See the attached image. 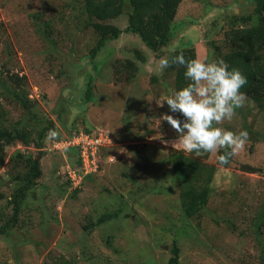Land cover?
I'll list each match as a JSON object with an SVG mask.
<instances>
[{"label":"rangeland","instance_id":"rangeland-1","mask_svg":"<svg viewBox=\"0 0 264 264\" xmlns=\"http://www.w3.org/2000/svg\"><path fill=\"white\" fill-rule=\"evenodd\" d=\"M253 9L252 0H185L175 20L182 27L166 48L155 53L137 35L124 33L93 58L98 35L83 2L0 0V77L20 86L36 106L27 112L4 102L10 117L0 132L1 226L14 215L8 206L12 178L24 172L12 157L44 153L43 175L18 223L7 236L0 233V264H264V226L260 234L254 230L264 209V111L247 97L232 120L215 125L247 130L248 141L226 167L218 159L226 147L197 153L216 172L206 210L188 218L170 153H192L173 145L178 133L160 120L169 107L155 101L176 91L175 73L159 68L161 56L190 40L198 59L215 60L208 38L222 43L221 23ZM107 23L125 29L128 16ZM51 121L66 134L101 127L110 141L104 168L78 189L64 173L70 154L80 150L43 151L32 142ZM20 127L30 145L18 140Z\"/></svg>","mask_w":264,"mask_h":264},{"label":"trees","instance_id":"trees-1","mask_svg":"<svg viewBox=\"0 0 264 264\" xmlns=\"http://www.w3.org/2000/svg\"><path fill=\"white\" fill-rule=\"evenodd\" d=\"M75 1L84 3V11L88 16L89 27L98 35V42L91 51V57L93 58L98 55L108 42L120 39L124 33L137 35L147 49L157 53L171 44L173 38L182 27L178 24L176 25L175 20L179 7L185 0ZM252 1L254 4L252 12L234 14L229 16L224 23H221V29H223V36L225 37L222 43L208 38L207 45L209 57L215 59L223 58L230 67L240 69L247 76L248 82L241 90L257 104L261 111H264V0ZM122 15L128 16V24L125 29L107 23L120 18ZM181 43L182 46L174 51V54L183 53L186 59L197 58L192 41L188 40L187 43H184L181 40ZM143 57L140 52H137V59L143 60ZM166 70L168 73H175L176 90L186 87L190 83L184 75L185 67L183 65L171 64ZM14 77L11 76L10 79ZM16 84L18 85L19 83L16 82ZM91 87V82H87L86 98L88 100L92 98ZM4 102L18 105L27 112L36 107L28 93L20 86L13 88L8 80L0 77V132L9 127L10 112L5 109ZM53 125L51 121L46 129L39 132L41 133L39 137L36 140H32L38 148H42L43 145L46 147V135L49 133L47 131L52 130ZM20 128H22V132H19L18 140L24 145H30V134H26V131H23L24 127ZM73 132L69 133L73 134ZM90 132L92 133V131ZM12 142L8 141L9 144ZM191 153V155H187L184 151L176 149H173L170 153L172 169L181 190V208L188 218H194L206 210L212 196L211 181L216 172L214 166L207 167L201 163L196 152ZM43 155L44 153L40 157L34 158L33 155H25L18 151L12 157V159L14 158L15 166L22 167L24 172H22L21 176L18 175V177L12 178L14 191L11 199L8 200V206L13 208L14 215L11 216V219L6 224L0 225L1 235L7 236L8 230L12 228L11 226L18 223L17 217L22 211L24 203L31 195V191L37 187L43 175L40 165ZM70 155L71 158H74L73 154ZM104 157L103 151L101 168L98 172L104 168L106 163ZM230 160H232V157ZM4 162L5 156L2 155L0 156V166ZM72 166L81 169L82 164L77 162V165H74L72 159ZM91 177L90 175L89 178ZM66 181L68 184L71 182V180L67 179ZM263 226L264 209L255 223L254 230L256 233L260 234ZM59 264H70V262L62 261Z\"/></svg>","mask_w":264,"mask_h":264},{"label":"clouds","instance_id":"clouds-1","mask_svg":"<svg viewBox=\"0 0 264 264\" xmlns=\"http://www.w3.org/2000/svg\"><path fill=\"white\" fill-rule=\"evenodd\" d=\"M171 64L183 65L184 75L190 81L186 87L163 98L155 99L158 107H164L165 102L169 107V112L162 114L160 120L167 121L178 133L177 138L172 142L173 145L178 144L186 152L196 153H211L218 147H226L228 151L218 157L220 165L226 166L231 157L244 149L249 134L247 130L234 132L215 125L224 120H232L236 110L246 103L247 94L241 89L248 82L247 76L240 69L230 67L223 58L210 61H201L198 58L186 59L183 53L174 54V50L159 58L161 70L168 68ZM173 113H180L183 119L181 120L180 116H175ZM60 130L58 128L49 130L48 136L50 134L53 136L57 134V137L72 136L79 132L91 133L90 131L96 135H102L105 138V144L101 149L99 169L101 168L103 151L110 143L101 127L75 130L73 134L61 133ZM49 144L51 143L48 141ZM48 145L43 150H46ZM73 155L74 165H77V156ZM68 166L73 167L67 162ZM96 173L98 171L85 176L79 186L73 185L67 172L64 173V178L71 180V188L78 189L90 175Z\"/></svg>","mask_w":264,"mask_h":264},{"label":"built area","instance_id":"built-area-1","mask_svg":"<svg viewBox=\"0 0 264 264\" xmlns=\"http://www.w3.org/2000/svg\"><path fill=\"white\" fill-rule=\"evenodd\" d=\"M46 149L50 150H80L76 152L77 161L82 164L81 169L67 167V175L73 181L74 186H79L84 177L98 171L101 161V149L105 144V138L102 135L94 133L79 132L72 136L62 135L57 137L50 134ZM70 143V144H69ZM71 146V147H69ZM59 147V148H58Z\"/></svg>","mask_w":264,"mask_h":264}]
</instances>
